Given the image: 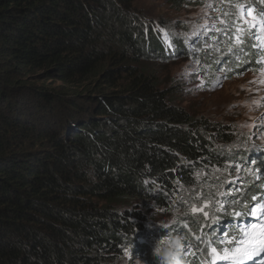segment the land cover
I'll use <instances>...</instances> for the list:
<instances>
[{"label": "trees", "instance_id": "trees-1", "mask_svg": "<svg viewBox=\"0 0 264 264\" xmlns=\"http://www.w3.org/2000/svg\"><path fill=\"white\" fill-rule=\"evenodd\" d=\"M133 1L0 0V264L119 262L141 202L166 208L228 161L231 131L144 66L166 58Z\"/></svg>", "mask_w": 264, "mask_h": 264}, {"label": "rangeland", "instance_id": "rangeland-1", "mask_svg": "<svg viewBox=\"0 0 264 264\" xmlns=\"http://www.w3.org/2000/svg\"><path fill=\"white\" fill-rule=\"evenodd\" d=\"M237 5L253 7V0H134L131 4L138 18L156 27L162 22L173 37L184 41H178L183 47L178 55L183 57L169 54L166 62L152 58L147 60L152 64L144 66L162 86L179 88L175 101L192 118L221 124L233 135L228 142L217 144L231 158L225 166L213 165L198 171L191 187L179 189L172 206L166 204L160 209L153 204L145 209L141 202L144 232L136 246L127 245L122 259L113 264H135L136 258L144 264H161L149 253L156 239L167 236L182 239L184 264H205L204 243L210 244L206 250L210 255L211 247L223 250L218 242L241 243L251 227L248 221L255 219L248 205L264 204V171L259 170L261 166L264 169V47L257 52L255 48H240L236 42ZM199 41L203 44H197ZM164 43L169 46L165 36ZM252 43L260 46L257 41ZM42 83L59 85L47 79L39 84ZM240 153L248 157L242 161L238 159ZM205 203L206 210L193 214L194 206L203 208ZM133 206L137 212L138 205ZM211 212L222 216L200 229L201 223L196 225L195 221H202ZM236 212L243 214L237 217ZM259 221L263 223L264 218ZM189 229L201 234V238L204 235L203 244L193 246L189 242Z\"/></svg>", "mask_w": 264, "mask_h": 264}, {"label": "snow or ice", "instance_id": "snow-or-ice-1", "mask_svg": "<svg viewBox=\"0 0 264 264\" xmlns=\"http://www.w3.org/2000/svg\"><path fill=\"white\" fill-rule=\"evenodd\" d=\"M239 27L236 29L235 40L240 48H255L257 52L264 47V8H253L247 5H237ZM248 18H251L250 22ZM257 41L260 45L252 43ZM264 171V169H261ZM255 198L254 200H258ZM208 207L205 203L203 208L193 207L192 212L196 214L203 212ZM250 215L258 221L264 218V204L255 203L248 205ZM243 213L236 212L235 216L240 217ZM245 239L238 244L233 250H225L223 255H217V248L211 247L209 251L213 254L215 260L230 261L231 264H247L248 261H255L258 257L264 256V223L251 225L250 229L245 232ZM215 240V238H213ZM264 264V261L261 262Z\"/></svg>", "mask_w": 264, "mask_h": 264}, {"label": "clouds", "instance_id": "clouds-1", "mask_svg": "<svg viewBox=\"0 0 264 264\" xmlns=\"http://www.w3.org/2000/svg\"><path fill=\"white\" fill-rule=\"evenodd\" d=\"M154 28H157L156 34L159 36V39H160V42H158V43H159V45L163 51V52L160 51L158 58L162 57V54L166 58V61L169 58V54H171L173 56V58H175V57L179 58L180 56L183 57V55H178L179 52L177 54L175 53L176 48L171 41V38L173 37L172 36L173 33L170 31V29L167 27H161V26H157V27L155 26ZM163 28L166 29L165 34H163ZM164 36H165V39L169 42V46H167L164 43ZM174 39H175V37H174ZM151 44H152V42H151ZM162 59H163V57H162ZM162 59L160 58V60H162ZM166 61H163V62H166ZM240 154H242V153H240ZM226 157H228V156H226ZM177 195H178V192L175 196H177ZM168 204L170 206L173 205L172 202H170ZM194 235H198V234H195V232H194ZM224 246L225 245L222 243L219 244L220 249L221 248L223 249V250H218L219 253H220V251L222 252V253H220V255H223L225 252ZM152 253L154 256L159 258V260L161 261V264H184L183 259H182L183 243H182V239L178 236H167V237H164L163 239H161V238L156 239L154 242ZM217 255H219V254H217ZM135 264H144V262L141 261L139 258H136Z\"/></svg>", "mask_w": 264, "mask_h": 264}]
</instances>
